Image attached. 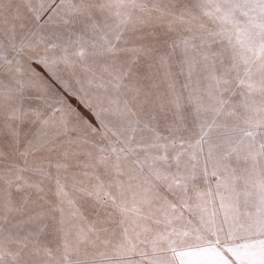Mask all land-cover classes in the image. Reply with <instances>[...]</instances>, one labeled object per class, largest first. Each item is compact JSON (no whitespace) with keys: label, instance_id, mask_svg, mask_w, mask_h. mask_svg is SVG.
<instances>
[{"label":"snow or ice","instance_id":"snow-or-ice-1","mask_svg":"<svg viewBox=\"0 0 264 264\" xmlns=\"http://www.w3.org/2000/svg\"><path fill=\"white\" fill-rule=\"evenodd\" d=\"M0 264H264V0H0Z\"/></svg>","mask_w":264,"mask_h":264}]
</instances>
